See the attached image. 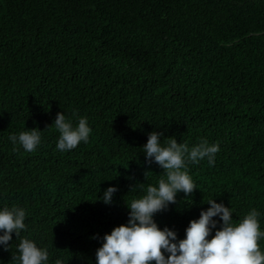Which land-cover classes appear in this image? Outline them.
Wrapping results in <instances>:
<instances>
[{
	"label": "trees",
	"instance_id": "obj_1",
	"mask_svg": "<svg viewBox=\"0 0 264 264\" xmlns=\"http://www.w3.org/2000/svg\"><path fill=\"white\" fill-rule=\"evenodd\" d=\"M58 112L87 118L86 144L56 150ZM33 128L32 153L8 139ZM152 131L220 147L214 166L188 165L197 189L155 214L158 227L183 239L215 199L234 223L256 208L264 230V0H0V207L27 213L0 264H17L23 238L50 264H95L125 203L163 175L141 151Z\"/></svg>",
	"mask_w": 264,
	"mask_h": 264
},
{
	"label": "clouds",
	"instance_id": "obj_2",
	"mask_svg": "<svg viewBox=\"0 0 264 264\" xmlns=\"http://www.w3.org/2000/svg\"><path fill=\"white\" fill-rule=\"evenodd\" d=\"M51 126L59 133L55 147L61 153L86 144L92 131L86 117H79L74 124L63 112L57 113ZM41 132L33 128L12 133L8 139L19 146L17 150L32 153L42 143ZM162 138V132L152 131L141 151L144 162L155 163L163 175L155 186L146 188V194L125 203L127 222L104 234L95 252V264H264V251L259 245V241L264 240V230L260 226L261 213L256 208L234 223L230 207L209 199L210 207L201 210L198 219L189 221L183 239H178L177 233L168 227H158L155 214L175 204L178 193L190 197L197 189L188 165L207 161L209 166H214L220 151L218 144L207 140L190 147L187 143H177L174 137H167L166 143H162ZM142 186L138 183L130 191ZM117 191L115 186H109L97 200L110 205ZM26 216L22 207H0V246L5 250L11 246L12 234L19 237L21 231L26 230ZM214 217L222 221L219 227ZM16 247L17 264H50L48 249L38 247L31 239H21ZM55 264L64 262L57 259Z\"/></svg>",
	"mask_w": 264,
	"mask_h": 264
}]
</instances>
